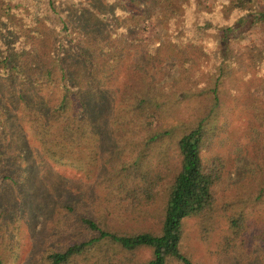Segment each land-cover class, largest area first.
Segmentation results:
<instances>
[{
  "label": "trees",
  "instance_id": "16d2710c",
  "mask_svg": "<svg viewBox=\"0 0 264 264\" xmlns=\"http://www.w3.org/2000/svg\"><path fill=\"white\" fill-rule=\"evenodd\" d=\"M253 1L234 0L239 18L223 22L220 3L202 11L200 3L192 8L186 0H0V198H6L5 216L29 210L21 162H30L31 147L46 166L99 168L100 202L111 215L155 206L163 188L167 195L161 232L155 234L111 231L93 216L79 215L69 203L81 208L83 196L69 193L67 208L74 217L68 243L42 245L35 264H83L90 252L112 251L105 242L125 251L153 249L151 259L131 264H197L181 250L183 222L205 214L216 200L220 172L204 161L203 150L215 133L212 111L220 104L219 80L229 78L234 51L227 45L217 58L210 111L184 129L180 116L153 123L159 110L169 109L162 104L170 101L171 89L178 92L187 77H175L176 88L158 73V64L170 58L183 73L205 55L213 27L224 28L221 39L228 44L236 22H264V9L248 6ZM152 21L172 27L169 36L147 42L144 31ZM164 47L170 49L167 56ZM40 217L45 218L42 209ZM14 254L6 256L0 247V264H16L19 248ZM99 257L103 261L89 264H127L114 255L108 263Z\"/></svg>",
  "mask_w": 264,
  "mask_h": 264
},
{
  "label": "rangeland",
  "instance_id": "374dc122",
  "mask_svg": "<svg viewBox=\"0 0 264 264\" xmlns=\"http://www.w3.org/2000/svg\"><path fill=\"white\" fill-rule=\"evenodd\" d=\"M186 1L192 8L195 3H200L202 11H212L220 3L223 22L239 18L235 15L234 0ZM248 6L264 9V0H255ZM171 28L167 23L152 21L144 31L145 40L168 37ZM223 30L221 27L210 29L212 33L205 41V55L196 59L188 71L181 73L170 58L158 64V73L176 83V88L178 81L175 77H187L182 82V89L177 92L172 88L170 101L162 104L169 109L160 113L159 110L152 120L154 125H158V118L162 123L180 116L182 121L185 120L180 127L184 129L193 121L195 123L203 111H210L214 103L211 88L217 79V58L227 45L233 49L235 63L229 78L219 80L220 104L212 111L215 133L203 150L204 161L215 165L220 172L214 186L216 200L205 214L184 220L180 246L197 264H264V22H236L234 36L228 44L221 39ZM168 53L170 49L165 50L164 47L162 55L167 56ZM190 74L192 79L188 81ZM28 159L30 162L24 160L21 166L25 169L22 177H26L25 184L29 190V210L22 215L7 217L4 214L6 198H0L1 252L14 258L15 248H19L16 264H35L42 245L63 247L68 243V223L74 217L69 213L71 205H75L79 215L89 214L114 232H161L167 196L165 188L155 206L133 209L122 206L127 210L114 216L100 202L101 186L96 181L99 168L46 166L40 161L35 147H31ZM69 193L83 196L81 208L76 201L68 204ZM38 209H42L44 219L36 218ZM11 238L14 244L10 242ZM17 241L21 246L17 247ZM104 246L114 249V252H90L88 261L82 263L101 261L99 255L105 257L104 263L114 255L118 262L127 264L146 262L153 256L150 247L125 251L112 242H105ZM171 264L181 263L172 261Z\"/></svg>",
  "mask_w": 264,
  "mask_h": 264
}]
</instances>
